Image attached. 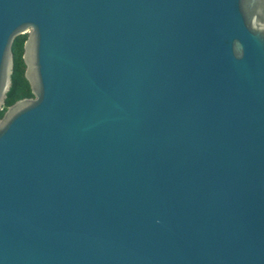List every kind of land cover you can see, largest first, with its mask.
<instances>
[{"label": "water", "instance_id": "1", "mask_svg": "<svg viewBox=\"0 0 264 264\" xmlns=\"http://www.w3.org/2000/svg\"><path fill=\"white\" fill-rule=\"evenodd\" d=\"M0 264H264V0H0Z\"/></svg>", "mask_w": 264, "mask_h": 264}, {"label": "trees", "instance_id": "2", "mask_svg": "<svg viewBox=\"0 0 264 264\" xmlns=\"http://www.w3.org/2000/svg\"><path fill=\"white\" fill-rule=\"evenodd\" d=\"M26 37V33L18 34L14 37L11 50L13 56L12 72H11V84L7 93L5 105L0 110V118L4 115L8 107L16 100L24 97H32L33 92L30 89L28 80L24 76L25 63L23 61V42Z\"/></svg>", "mask_w": 264, "mask_h": 264}, {"label": "flooded vegetation", "instance_id": "3", "mask_svg": "<svg viewBox=\"0 0 264 264\" xmlns=\"http://www.w3.org/2000/svg\"><path fill=\"white\" fill-rule=\"evenodd\" d=\"M34 97V93H33V96L32 97H27V98H33ZM25 98V97H24Z\"/></svg>", "mask_w": 264, "mask_h": 264}]
</instances>
